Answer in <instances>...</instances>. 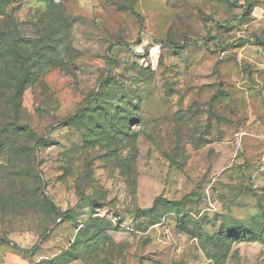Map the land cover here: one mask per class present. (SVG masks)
<instances>
[{
    "label": "rangeland",
    "instance_id": "374dc122",
    "mask_svg": "<svg viewBox=\"0 0 264 264\" xmlns=\"http://www.w3.org/2000/svg\"><path fill=\"white\" fill-rule=\"evenodd\" d=\"M0 5L2 262L264 264V0Z\"/></svg>",
    "mask_w": 264,
    "mask_h": 264
},
{
    "label": "trees",
    "instance_id": "16d2710c",
    "mask_svg": "<svg viewBox=\"0 0 264 264\" xmlns=\"http://www.w3.org/2000/svg\"><path fill=\"white\" fill-rule=\"evenodd\" d=\"M8 8L7 5H0V62L5 61L3 74L6 78H10L8 82L0 80V114H5L6 119L10 120L8 115L18 114L20 100L29 85L28 64L23 55L28 43L20 34L14 11ZM78 260L80 259L75 261Z\"/></svg>",
    "mask_w": 264,
    "mask_h": 264
},
{
    "label": "crops",
    "instance_id": "0c3cea01",
    "mask_svg": "<svg viewBox=\"0 0 264 264\" xmlns=\"http://www.w3.org/2000/svg\"><path fill=\"white\" fill-rule=\"evenodd\" d=\"M4 260V258H2ZM0 264H12L11 262H2V260H0Z\"/></svg>",
    "mask_w": 264,
    "mask_h": 264
}]
</instances>
